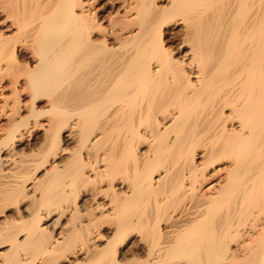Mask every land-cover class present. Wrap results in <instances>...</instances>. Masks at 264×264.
<instances>
[{
	"label": "bare ground",
	"instance_id": "6f19581e",
	"mask_svg": "<svg viewBox=\"0 0 264 264\" xmlns=\"http://www.w3.org/2000/svg\"><path fill=\"white\" fill-rule=\"evenodd\" d=\"M0 264H264V0H0Z\"/></svg>",
	"mask_w": 264,
	"mask_h": 264
},
{
	"label": "rangeland",
	"instance_id": "374dc122",
	"mask_svg": "<svg viewBox=\"0 0 264 264\" xmlns=\"http://www.w3.org/2000/svg\"><path fill=\"white\" fill-rule=\"evenodd\" d=\"M105 0H102V2H104ZM106 13V12H105ZM105 18L107 19L108 17H106L105 16ZM104 18V19H105ZM169 43H171V42H169ZM172 44V43H171ZM12 89H10L9 88V86L8 87H5L4 88V90H3V93H5L6 95H11V93H12V91H11ZM5 91V92H4ZM23 95V97L21 96V98H23L24 100L27 98L26 97V95L25 94H22ZM25 96V97H24ZM1 121H3V122H5V119L4 118H1ZM37 135H39V137H37V139H39L40 138V131L37 133ZM67 145H70V144H67Z\"/></svg>",
	"mask_w": 264,
	"mask_h": 264
}]
</instances>
